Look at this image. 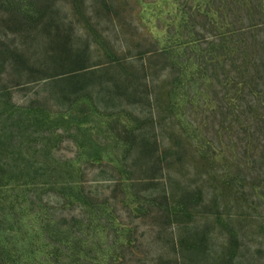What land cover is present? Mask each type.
<instances>
[{
	"label": "rangeland",
	"instance_id": "374dc122",
	"mask_svg": "<svg viewBox=\"0 0 264 264\" xmlns=\"http://www.w3.org/2000/svg\"><path fill=\"white\" fill-rule=\"evenodd\" d=\"M30 1L21 0V12L26 3L33 6ZM33 1L38 4L34 14L40 16L31 24H18L21 29L12 22L14 12L0 10L1 86L9 85L13 103L31 115L27 135L20 139L18 131L14 141L18 145L31 138L30 147L38 141L39 149L17 152L10 169L15 174L38 172L49 180L47 191L15 192L20 193L11 207L17 214L15 227L11 234L6 229L5 237L22 254L19 264H218L226 242L219 212L239 222L241 263L264 264V203L249 185L255 172L250 174L251 159L242 155L244 145L235 146L239 134L246 133H239V123L223 100L226 83L213 80L204 87L199 76L194 87L184 79L181 90H174L177 71L187 64L184 57L195 52L179 39L185 31L191 36L194 27L205 34L211 19L203 7L210 2L215 8L213 1ZM165 49H171L169 58L162 55ZM114 58L122 65L112 66ZM14 62L17 65H9ZM27 62L38 69L31 73L26 65L22 74ZM83 66L102 70L78 78L74 85L58 78ZM28 78L36 81L14 87ZM90 87L99 108L83 96L86 112L69 111L67 92L84 94ZM181 141L189 152L164 154ZM208 141L222 148L213 163L196 149ZM129 146L133 149L126 151ZM73 162H80L83 173L69 185L71 175L64 174V167ZM238 162L246 175L239 176L233 166ZM242 178L247 182L243 188ZM86 197L95 206L86 205ZM181 204L190 206L193 214L180 211ZM98 205L104 217L107 212L116 216L109 230L92 217ZM167 205L170 212H165ZM91 218L94 225L87 228ZM46 225L47 237L36 245ZM196 240L204 255L186 249ZM115 250L119 259L107 258Z\"/></svg>",
	"mask_w": 264,
	"mask_h": 264
},
{
	"label": "trees",
	"instance_id": "16d2710c",
	"mask_svg": "<svg viewBox=\"0 0 264 264\" xmlns=\"http://www.w3.org/2000/svg\"><path fill=\"white\" fill-rule=\"evenodd\" d=\"M212 1L215 8L212 4H210V2H206L207 5L203 7V13L211 19L209 21L211 28L207 27L206 30L204 28L205 34H200L197 32L196 27H194V29L191 30V36H187L188 33L185 31V34L183 33L179 39L182 40L181 44L187 43V46H189L188 48L192 46L195 52H191L190 55L188 54V56L186 55L187 57H184L187 64L185 68L180 67L178 69V78L176 80L178 84H176L174 90L178 88L181 90V83L184 79H187L190 84V88L194 87L196 83L195 80L199 76L203 79L202 84L204 87H208L213 80H217L219 83L223 84L224 82L226 83L227 90L223 100H227L228 106L232 109L230 112L233 118L239 123L240 130H242L239 133H246L245 137L240 136L239 134L238 143H236L235 146L238 147L240 145V147H242V145H244L242 155L243 157H249L251 159L252 164L250 167V174L255 172V176H251L252 181L249 185L256 191V195L264 203V0ZM0 2L2 3L0 4V10L6 12L9 11L10 15L14 12V20L12 22L16 23V26H19L18 28L20 29L23 28V26L20 25H27L28 23L31 24V20L35 21L36 18L40 16L36 13L34 14V3L36 5L38 4L33 0L30 1L33 6H29L30 3H26L28 6L24 12L20 11L23 5L21 4V0H0ZM199 5H201L200 9H202V4L200 3ZM13 10H16L17 12ZM4 36L7 37V34L4 33ZM184 39L187 40L184 41ZM11 50L12 48L7 46V53H10ZM15 50L18 51L19 49ZM169 50H163L162 55L169 58L171 54V51ZM148 52L146 53L148 54ZM175 61V63L178 64V60L176 59ZM16 62L17 64L20 63L19 65L23 63V61L17 60ZM16 62L9 65L15 66ZM113 63H115V65L118 64L117 67L122 65L119 64L120 61L116 58H114V61L112 60V66H114ZM7 64L6 60L4 66H7ZM23 65L24 68L20 70L21 73L22 71L27 72L26 65L29 66L31 73L38 69L36 68L35 63L27 62ZM91 69L92 68L90 66H83L68 73L59 74L58 78H60V81L64 80L69 82L71 85L78 84V78L86 76L89 73H95L102 70L101 66L95 68L96 70L94 69L91 71ZM219 77H223V80ZM28 79L29 80L24 82L18 80L19 82L14 84V87L36 81L34 78ZM1 85L4 84L0 81V99L7 98V102H5L6 106H0V204H3L1 207L2 213L0 214V264H19L22 254H19L20 251H18L16 246L11 247L10 238L5 237L6 229L8 232H12L15 227L13 219H16L15 217L17 214L13 211L14 208L11 207H15L18 199L20 198V193L15 192L24 191L26 188L30 191L39 189L47 191V189L49 190V180L47 178V180L42 178V174H38V172L33 174L35 175L34 177L30 173L20 172L19 174H15L11 172L9 162L12 160V156L17 154V152L22 153L24 150H28L34 146H36V151H39V149H37L38 141L30 147L29 143L31 138H27L16 145L14 140L18 137V131L20 139L27 135L29 128L26 123L28 124V116L31 118V115L29 113L28 116H25L26 109L24 108V111L22 107H17V105L13 103L10 86L8 85L6 88V86L2 87ZM129 88L131 89L133 86L131 85ZM92 89L93 88L91 87L87 89L85 88L84 94L68 91L67 95L69 98H66L69 105L68 110H75L77 112L80 110L85 111L86 107L82 106V102L80 100L83 96H88L93 103L92 106L94 109H98L99 107H96V102L94 98H92ZM212 95L213 92L209 90L207 97L211 99ZM0 103L5 104L4 102H1V100ZM43 111L45 110L43 109ZM118 113L116 112L114 116H117ZM46 114L48 115L49 113L46 112ZM228 114L229 112H227V117H229ZM16 116L18 117L16 118ZM130 116L133 119L135 118L132 115ZM24 118H26V120H24ZM34 118L37 119V121H40L39 116H35ZM118 121L121 123V120ZM133 131L134 130L131 129L130 133L132 135L134 133ZM183 145L184 143L182 141L178 142L173 147L164 150V154H166V156L168 154L179 155L180 151H187L185 148H181ZM132 149L133 147L129 146L126 151H131ZM196 149L202 158H205L207 161L212 163L214 159L216 160V155L221 154L222 152V148H219L216 144L214 145V143L210 141L205 144H197ZM187 152H189V150ZM161 159L163 160L162 157ZM241 159L242 158L239 160ZM66 164L68 165V163ZM67 165L64 167V174L71 175V180H69L68 184L73 185L76 183L74 177L78 175V173H81V175L83 173L81 165L80 162L78 165L74 162L72 165ZM233 166L237 168V171L240 173L239 176L247 174L244 169H242V164L239 162L233 164ZM225 176L227 178L230 175L228 173ZM227 182L228 179H225L226 184ZM239 182V186L242 188L245 187L244 185L247 183L243 178ZM35 197L36 196H34V198ZM85 202L87 203L86 205H94V201H90L87 197ZM181 205L182 209L180 211L187 213V216H191L193 214V212H191L192 210H190V206L185 204ZM96 208L97 215H92V217L94 219L99 218L98 224L102 225L105 229L109 230L112 228L113 222L116 218L115 214L107 212L109 215H113L114 219H112L109 215L104 217L101 214L102 211L99 205L96 206ZM167 211L170 212L169 205L166 206L165 212ZM217 214L218 221L226 234V242L221 255L217 258L216 263L243 264L239 259L241 247V228L239 227V222L237 219L233 218L232 215H226L225 212H219ZM93 218H91L90 223L87 222V228H91V224L94 223L92 222ZM82 224H85V221H83ZM109 224L111 226H109ZM34 233L39 235L40 227H38L37 232ZM42 233L43 237H39V239H37L36 245L47 237L45 234L47 233V225L46 228L43 227ZM122 235L124 238L126 233H122ZM122 239H118V241H121ZM128 240L129 242L131 241L129 238ZM185 241L186 239H184V242ZM32 243V245H34V242ZM181 243L183 244V240ZM123 244L124 242L122 245ZM186 247V249L193 254H205L204 251L201 250L202 247L200 240H196L194 243ZM14 249L16 253H14ZM48 256L50 260H53L54 256L50 251H48ZM79 257H81V255H79ZM109 257L111 260L115 258L117 261L119 259V254L116 250L111 251L110 253H107V258Z\"/></svg>",
	"mask_w": 264,
	"mask_h": 264
}]
</instances>
